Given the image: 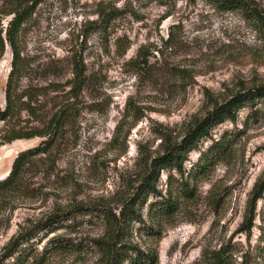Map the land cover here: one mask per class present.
Wrapping results in <instances>:
<instances>
[{
  "label": "rangeland",
  "instance_id": "374dc122",
  "mask_svg": "<svg viewBox=\"0 0 264 264\" xmlns=\"http://www.w3.org/2000/svg\"><path fill=\"white\" fill-rule=\"evenodd\" d=\"M258 1L264 8V0ZM102 9L114 15L109 22L102 20ZM19 46L18 93L31 94L44 107L57 108L65 97L74 59L83 61L86 82L78 111L52 154L35 158L19 187L2 199L0 264L17 262L19 253L4 256L17 232L56 210L83 204L117 214L138 184L142 158L160 153L166 138L179 140L210 102L239 86L264 83V39L237 11H219L205 0H42ZM11 58L6 45L0 59L2 105ZM15 121L22 129L36 125L25 110ZM6 129L0 122V134ZM42 139L0 143V179L20 151ZM215 143L217 151L210 149ZM263 172L264 106L257 104L211 127L187 154L181 173L172 171L170 179L161 171L162 196L168 178L185 182L194 196L173 195L177 209L167 216L151 207L160 197H149L139 210L141 220L129 224L122 241L156 252L157 264H204V253L221 247L229 264H264V193L251 229L239 230ZM107 230L108 222L95 216L66 218L23 244L20 264H100L95 250L66 245H84ZM53 238L59 248L50 243Z\"/></svg>",
  "mask_w": 264,
  "mask_h": 264
},
{
  "label": "trees",
  "instance_id": "16d2710c",
  "mask_svg": "<svg viewBox=\"0 0 264 264\" xmlns=\"http://www.w3.org/2000/svg\"><path fill=\"white\" fill-rule=\"evenodd\" d=\"M42 0H0V59L4 53L5 46L11 50V68L8 73L5 86L3 88L5 102L0 103V122L6 124V130L0 134V143L11 142L15 139H29L34 136L43 137L42 141L33 147L20 151L14 158L8 174L0 179V204L5 194L15 190L21 183L22 174L33 162L35 158L48 157L52 154V149L57 146L65 134V126L78 111L80 96L85 88L86 67L81 59L73 60L72 84L65 97L58 103L57 108L44 107L38 99L31 94L18 93L19 80L21 76L22 57L19 46L20 35L25 24L32 17L37 5ZM215 9L226 11H237L243 20L264 39V8L258 0H205ZM103 3V2H102ZM104 4V3H103ZM102 5V4H101ZM115 7L112 6V9ZM106 10V9H105ZM100 11L102 20L109 22L114 15ZM117 10V9H116ZM104 14V18H103ZM111 14V15H110ZM106 30V27H103ZM257 104L264 106V83L239 86L229 93L221 101H212L210 106L204 109L203 113L194 119L186 128V131L179 140L165 139L162 143L161 152L157 155L142 158V172L138 179V184L133 186L131 193L126 197L117 214L110 208L95 205H73L66 211L56 210L47 215L43 220L35 222L32 228H22L4 246V256L10 257L19 253L17 262L21 263V258L25 249L21 246L29 242L32 237L41 230L48 228L53 231L58 223L66 218H72L77 214L90 215L105 219L108 222L107 233L101 237L92 238L88 243L75 245L70 242L66 248L92 249L99 254L100 264H157L156 252H142L134 245L122 241L124 231L132 221H140L139 210L144 206L149 197H160L151 203V207L161 215H171L177 209L176 199L173 195L181 194L184 197L192 198L194 192L185 186V182L174 183L169 181L172 171L181 173L183 163L187 159V154L196 148L198 141L208 136L209 130L215 124L224 120H234L238 111L243 107L255 108ZM43 108L44 113L39 114L37 106ZM40 109V108H39ZM25 110L30 117H33L36 125L22 129L16 127V117ZM259 109H253L257 113ZM220 145L215 143L211 147L217 151ZM218 153V152H217ZM216 153V155H217ZM161 171H168L167 196H162L158 189V181ZM264 193V172L254 182L248 200L247 207L240 231H249L253 226L255 217V207L258 199ZM50 243L59 248L61 243L58 239H51ZM226 251L221 247L215 252L204 253V264H229ZM15 262L14 264H17Z\"/></svg>",
  "mask_w": 264,
  "mask_h": 264
}]
</instances>
